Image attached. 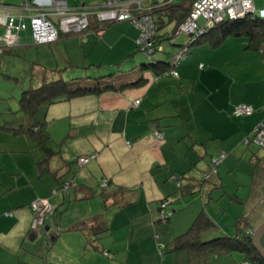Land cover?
Returning <instances> with one entry per match:
<instances>
[{"label": "crops", "instance_id": "1", "mask_svg": "<svg viewBox=\"0 0 264 264\" xmlns=\"http://www.w3.org/2000/svg\"><path fill=\"white\" fill-rule=\"evenodd\" d=\"M66 1L96 7L103 0ZM167 25L156 53L165 64L188 39L168 40ZM139 34L129 21L101 30L93 20L85 39L21 40L17 50L42 49L47 61L38 56L31 69L38 86L62 77L73 88L98 91L42 106L43 131L35 137L13 130L25 117L0 126V264H191L190 252L174 241L201 212L215 224L203 239L235 237L246 219L253 229L264 221V151L244 141L264 122L260 50L246 35L216 46L218 35H210L193 45L178 74L169 66L159 73L145 64ZM242 103L255 112L236 115ZM83 155L93 158L79 166ZM222 155L207 179L212 159ZM67 181L71 189L54 195ZM38 198L56 208L34 233L31 204Z\"/></svg>", "mask_w": 264, "mask_h": 264}, {"label": "built area", "instance_id": "2", "mask_svg": "<svg viewBox=\"0 0 264 264\" xmlns=\"http://www.w3.org/2000/svg\"><path fill=\"white\" fill-rule=\"evenodd\" d=\"M174 2L175 0H103L96 7L84 5L71 7L66 0H50L47 5H38L31 0H23L14 6L5 4V10L3 5L0 7V23L5 25L2 41L7 48L18 47L21 43V31L28 28L27 18L33 30L32 41L35 45L53 43L62 35H77L85 39L93 20L104 26L129 21L139 29L140 34L137 40L139 51L152 58L156 53L163 51L155 12ZM28 11L30 14L26 16ZM202 18L206 20L205 25L201 23ZM244 19L264 20V8H258L256 0H191V9L185 20L168 34L169 36L185 34L189 37L188 42L172 55V73L178 74L176 67L191 53V47L196 41L206 35L209 30L226 20ZM260 53L264 63V41ZM139 102L140 100H137L136 104ZM254 112L253 105L246 103L236 105L234 110L236 115L241 116L252 115ZM156 135L161 137L159 132H156ZM244 141L253 142L264 149V122L258 123ZM92 158V155H83L77 162L79 166H85ZM223 158L224 155L212 159L211 169L205 176L207 179L216 172ZM107 184V180H104L102 186L106 187ZM70 189L71 184L68 182L60 189H54L53 193L58 194ZM169 201L166 200L162 204L161 220L163 221L169 218L164 211ZM31 208L33 211L31 230L37 233L43 230L46 217L54 213L56 206L49 198H38L32 202ZM247 233L252 234L253 228H249ZM242 264H248V262Z\"/></svg>", "mask_w": 264, "mask_h": 264}, {"label": "trees", "instance_id": "3", "mask_svg": "<svg viewBox=\"0 0 264 264\" xmlns=\"http://www.w3.org/2000/svg\"><path fill=\"white\" fill-rule=\"evenodd\" d=\"M190 9L191 3L176 4L174 2L166 7H163L162 9L157 10L155 12V17L158 19L157 22L159 24V29L161 28L160 26L168 24L164 20V17H168L171 20H177V25L173 29L175 30L179 26V24L185 20L190 12ZM98 24L99 29L101 30H105L108 26L113 25L109 24L104 26L100 22H98ZM169 33L170 32H167L165 35L170 41L175 40L179 36H169ZM210 35H218L214 43L215 46L219 45L226 37L230 35H246L250 38L251 47L260 50L264 41V20L244 19L237 21H223L209 30L206 35L199 38L196 43H199L202 39ZM183 45L184 44H180V47H178V49H180ZM2 46V53L14 52L19 47L7 48L3 44ZM148 65L154 67L157 71H161L159 73H163V69L166 66L172 67L171 63L165 64L164 61H159L156 58V54L152 58H150V64ZM162 65L163 67H161ZM97 91L98 89H92L88 87L73 88L71 87V84H69V82L62 77L53 81L46 80L40 86L36 88H29L22 93L20 106L25 118L27 119V124H22L19 128H15L13 130H15L16 132H24L30 137H35L37 136V133H41L43 131V124L38 121L39 111L42 106L77 96H83ZM40 164H43V162H41ZM68 182L69 181L62 182L56 189H60L63 184ZM168 217H170L169 214ZM245 222V229H239V232L235 237L228 236L226 238H214L205 241L203 239L204 233L212 230L215 224L209 217V215L205 211H203L198 216L196 221L192 224V226L187 230V232L175 239L174 247L176 249H187L191 254V264H202L215 255L223 254L229 251L242 252L245 255L243 262L247 261L248 264H264L263 257L253 245L252 235L250 233H247V230L251 228V224L247 219Z\"/></svg>", "mask_w": 264, "mask_h": 264}, {"label": "rangeland", "instance_id": "4", "mask_svg": "<svg viewBox=\"0 0 264 264\" xmlns=\"http://www.w3.org/2000/svg\"><path fill=\"white\" fill-rule=\"evenodd\" d=\"M22 1L23 0H0V7L3 5V9L5 10L4 7L5 4L9 6L10 5L14 6L20 4ZM182 1L184 0H176L175 2L177 3ZM256 6L258 8H264V0H256ZM3 9H1L2 13H4ZM14 13H16V11H14ZM29 14L30 11L26 12V16H28ZM165 19L168 23L167 27L172 32L177 25V20L176 19L171 20L168 17H165ZM26 20L28 23V28L25 31H21L20 37L22 42H27V41L31 42L33 39V30L30 26L29 18H27ZM201 23L202 25H205L206 20L202 18ZM4 32H5V26L0 23V45L3 44L2 37L4 35ZM241 36H245V35H241ZM234 38H240V37H233V39ZM178 39H182V38L178 37ZM188 40L189 38L186 39L182 44L187 43ZM169 45L170 44H168V46ZM196 47L198 46H194V47L192 46L191 50H194ZM15 51L16 52L13 53H8V52L0 53V126H2L4 122H7L8 124L11 125L14 124L19 125L20 121L23 120L25 116L20 106V99L22 93L31 87L34 88L38 87L37 85L38 80L35 78L36 72L33 74L35 79L32 78L30 74L31 69L34 68L33 65L36 67L34 61H37L39 56L41 62L43 63L47 62L42 53V49L37 50V48H34L32 50L33 52H29V53L28 51L25 52L22 50H15ZM37 51H39L40 53L38 54ZM142 55H143V60H145L144 61L145 64H150V58L144 54ZM165 57H169V56L165 55ZM252 144L257 145L255 143ZM259 148L262 151H264L263 148L261 147ZM253 210L255 211V209ZM244 219L245 218H243V220ZM254 226H255L254 228H257L259 225L255 223ZM204 237H210V236L208 234ZM204 240L206 241L210 239L204 238ZM262 244L264 246V237L262 238ZM244 257L245 255L240 251H229L223 254L215 255L211 257L208 261L203 262V264H242L243 263L242 260Z\"/></svg>", "mask_w": 264, "mask_h": 264}, {"label": "water", "instance_id": "5", "mask_svg": "<svg viewBox=\"0 0 264 264\" xmlns=\"http://www.w3.org/2000/svg\"><path fill=\"white\" fill-rule=\"evenodd\" d=\"M251 235L253 238L254 247L257 249V251L261 254V256L264 259V246L262 244V238L264 237V221L257 228L253 229V233Z\"/></svg>", "mask_w": 264, "mask_h": 264}]
</instances>
